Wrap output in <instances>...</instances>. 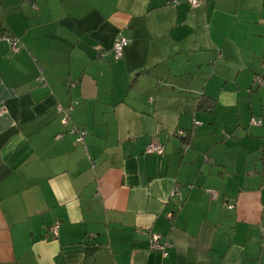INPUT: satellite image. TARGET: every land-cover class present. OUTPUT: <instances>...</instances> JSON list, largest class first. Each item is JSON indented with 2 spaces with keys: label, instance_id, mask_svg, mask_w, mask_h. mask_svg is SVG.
Wrapping results in <instances>:
<instances>
[{
  "label": "crops",
  "instance_id": "obj_1",
  "mask_svg": "<svg viewBox=\"0 0 264 264\" xmlns=\"http://www.w3.org/2000/svg\"><path fill=\"white\" fill-rule=\"evenodd\" d=\"M0 28V264H264V0H0Z\"/></svg>",
  "mask_w": 264,
  "mask_h": 264
},
{
  "label": "built area",
  "instance_id": "obj_2",
  "mask_svg": "<svg viewBox=\"0 0 264 264\" xmlns=\"http://www.w3.org/2000/svg\"><path fill=\"white\" fill-rule=\"evenodd\" d=\"M188 2V4L191 7H198L203 5L207 0H186ZM165 2L168 5L171 6H175L179 0H165ZM0 40L1 41H6L9 44V50L12 53H17L20 49V43L18 41V39L8 33H0ZM129 43V38L127 37H119L115 40L114 45H113V52L116 58L120 57L122 55L123 49L127 46V44ZM262 65H264V59H262ZM264 67V66H262ZM256 80L258 82V84L262 83V80H264V68H262V73L258 74V76L256 77ZM41 82H43L42 79H40ZM73 108V104H70L68 106L67 109H62L61 106H56V109L58 112L62 113L63 116L61 118V123L63 125H66L69 121V114L71 109ZM3 111V108L0 106V112ZM261 123L260 120H252V124L253 125H259ZM201 125V122L198 120H195L193 123V128H196L198 126ZM69 133H75L76 134V141L77 142H83V139L86 135L85 130H78L75 128H70L67 130ZM192 131V130H191ZM191 133V132H189ZM177 134L182 135L183 132L181 130L177 131ZM62 134L58 133L56 135V138H61ZM183 148H185V145L183 146ZM163 146L160 144H156V143H150L146 146V153L147 154H161L163 152ZM211 195L213 197L216 196L215 192H211ZM59 230H60V225L59 223H54L51 227H49L48 229V233L49 235L52 236H58L59 234ZM169 244L167 242H162L161 241V236L160 234L157 233H151L150 235V242H149V250L152 251H157L160 252L163 256L167 255V249L169 248Z\"/></svg>",
  "mask_w": 264,
  "mask_h": 264
},
{
  "label": "trees",
  "instance_id": "obj_3",
  "mask_svg": "<svg viewBox=\"0 0 264 264\" xmlns=\"http://www.w3.org/2000/svg\"><path fill=\"white\" fill-rule=\"evenodd\" d=\"M0 33H7V32H4L1 28H0ZM9 34V33H8Z\"/></svg>",
  "mask_w": 264,
  "mask_h": 264
}]
</instances>
